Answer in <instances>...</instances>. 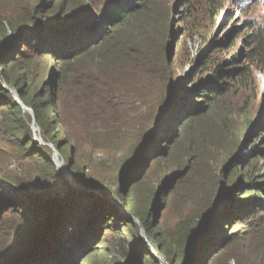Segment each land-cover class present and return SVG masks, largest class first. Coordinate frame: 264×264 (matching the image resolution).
Instances as JSON below:
<instances>
[{
  "label": "trees",
  "instance_id": "obj_1",
  "mask_svg": "<svg viewBox=\"0 0 264 264\" xmlns=\"http://www.w3.org/2000/svg\"><path fill=\"white\" fill-rule=\"evenodd\" d=\"M222 1L181 2L186 11L182 21L189 28H185L182 34L198 32L206 26L224 33L227 22L233 24L221 40L198 36L203 46L195 61L197 65L185 77L176 76L169 62L173 56L172 34L169 33L170 40L167 39L165 44V34L161 36V27L166 25L169 28L171 13L169 9L159 7L155 0H116L114 4L117 5L108 6L110 15L98 22L96 30L88 27L93 23L90 20L83 25L86 18L81 19L82 13L87 9L84 1L77 7L81 15L76 24L68 15L71 9L69 0L61 3L59 0H0V139L5 146L19 151L23 159L29 158L39 164L40 172L27 175V178L51 182L61 179L51 158H46L47 153L43 154L35 143L32 115L16 103L13 91L32 110L41 130L50 139H55L53 143L60 147L61 137H54L56 127L53 125L58 114L57 102L63 99L68 89L88 88L98 97L101 110L98 117H83L91 120L89 127L98 131L122 128L125 124L138 128L139 134L129 148V158L119 172V177H124L133 167L131 177L126 179L130 189L126 198L119 194L116 198L125 200L127 214L141 221L148 241L155 245L158 254L168 264H218L226 247L234 241L224 240L229 238L227 226L233 228L252 219L256 211L254 205L240 197L234 186L223 184L225 176L221 174L226 170L225 166L240 170L244 166L249 182L264 178L259 166L264 160V149L250 155L249 159L256 167L248 169L243 160L247 155L244 149L247 144L246 140L242 141L244 126L248 128L258 119L255 117L251 121L255 109L252 96L258 95L257 78L252 67L258 65L260 72H264V27H258L251 37L250 59L230 56L238 29L235 18H226L222 25H216L219 16L223 19L219 10ZM260 1L245 0L246 4ZM205 21L208 23L204 24ZM41 30L44 31L39 33ZM156 30L158 32L154 33ZM116 99L122 104L130 103L136 110L126 111L113 103ZM113 111L115 115L109 116ZM242 142L246 144L244 147ZM71 147L69 144L66 149ZM142 153L155 163L152 169L148 167L147 158L135 162ZM164 160H169L167 167L160 170L164 177L159 183L166 180L164 191L170 179L172 183L176 180L179 183L171 193L179 187L189 192L197 190L196 193L207 185L211 187L198 215L175 225L174 232L179 233L176 248L167 241L163 220L161 226L156 225L159 208L153 209L149 201L144 203L138 196L143 179L154 178L158 171L156 166ZM140 166L144 172L139 170ZM147 168L149 173L145 171ZM73 174L83 182L80 171H73ZM7 181L0 176V264H30L31 256L51 247L49 242L44 246L45 242L64 227L68 215L78 212L85 201H93L95 197L89 196V191L85 190L87 192L71 198L77 189L66 184L64 193L68 196L64 204L63 192L32 191L26 186L25 178L18 183ZM220 183L221 202L224 198L233 201L231 208L223 212L220 211L222 203L217 202ZM254 183H249L248 187ZM259 186L258 182L245 193L264 195V187ZM149 191L153 195L154 191ZM95 202L99 211L97 224L106 221L108 233L118 236L129 246L128 252L124 253L125 259L128 258L125 264H160L149 243L142 238L136 221L126 219L112 201L96 199ZM248 205L251 206L248 208ZM258 210L264 211V207ZM46 227L48 237L33 233L35 228ZM248 228L244 240L261 237V244H264V220L252 221ZM219 231L225 233L223 241L217 235ZM127 235L131 240L126 239ZM9 241L18 243L13 246ZM99 251L95 250L96 257H99ZM26 259H29L27 263ZM233 259L236 264H264V246L255 249L253 256ZM32 264H39V258Z\"/></svg>",
  "mask_w": 264,
  "mask_h": 264
},
{
  "label": "rangeland",
  "instance_id": "obj_2",
  "mask_svg": "<svg viewBox=\"0 0 264 264\" xmlns=\"http://www.w3.org/2000/svg\"><path fill=\"white\" fill-rule=\"evenodd\" d=\"M48 1L50 2L51 0ZM63 1L65 0H59V3ZM82 1L86 4L87 9H85V12L82 13L83 16L81 19L86 18L83 25L87 24L88 20L93 22L90 26H88L91 27V30H96V26L104 20L103 17L107 14L110 15V8L117 5L114 4L116 0H69L71 9L70 12H68V15L69 18H73L71 21L73 23L77 24L80 20L81 14H79L77 7L82 3ZM182 1L183 0H155V3L163 9H169L171 13L169 28L164 25L162 27L166 29L164 30L161 27L162 31L160 28L159 30L161 31V36L162 34H165L166 40L164 44L167 39L170 40L169 33L172 34L173 56L170 64L172 65L176 76L187 77L197 65L196 62L198 55L203 46L198 36L204 35L206 36L205 39L213 37L221 40L230 31L233 24L227 22L226 32L224 33L222 31L216 32V29L211 30L210 27L206 26L204 29H199L198 32H195L194 30L196 34L192 31L182 34L185 28L189 29L182 21L183 14L186 12L185 9H182ZM72 4L74 7H72ZM109 5L110 8H108ZM219 10L223 14V19L219 16V18L216 19V25L219 23L222 25L226 18H235L234 23L238 29V37L234 46L231 48L232 54L230 56L246 57L247 59H250L251 37L254 35V32L257 31L258 27H264V0H261L258 3L255 2L250 4H246L245 0H223L220 3ZM212 17L213 15L209 16V22H211ZM96 18L98 19L97 21ZM205 23H208V21H205L204 24ZM59 25L57 24L56 26ZM253 25L255 26L252 28ZM43 31L44 30H41L39 33ZM157 32L158 31L156 30L154 33ZM232 39H235V35L230 38L229 43ZM179 41L181 42L177 45ZM44 60L46 61V59ZM252 70L257 78L258 95L252 96L255 100L253 102L252 99L251 103L254 105L255 109L254 113L251 114L253 116L251 117V121H253V118L255 117H258V119L254 125L248 126V128L244 126L242 131V141L246 140L247 144V147L244 148L247 150V155L244 156L245 159L243 160L245 161V167L248 169L256 167V164L249 159L250 155L258 149H264V72H260V66L258 65H253ZM14 93H16L19 97V94L13 91L14 97H16ZM250 93V90H248L247 94L250 95ZM62 98L63 99L57 102L56 108L58 114L56 121L53 123V125H55L54 127H56L54 137H61L60 141L62 145L60 147H58L56 143H53L55 139L47 137L37 124V131L33 130V125L36 123L35 117L31 125L35 143L41 149L43 154L47 153L49 155L48 156L46 154L45 157L51 158L52 162L56 159V157H59L58 162L61 161L64 165L63 166L60 163L63 168H57L55 165L61 179L51 182L46 180H37L35 177H32V179L27 178V175H33L34 173L40 172V169L37 168L39 164H37V162H33L29 158L23 159L19 151L13 147L5 146L3 141L0 139V176L9 180L7 182L18 183L25 178L26 186L30 190L39 193L46 192L49 194H59L60 192H63L62 197H64V200L68 196L67 193H64V189L67 186L66 184H70V182L95 190H88L89 196H95L93 201H85L83 203L84 207H82L78 212L68 215L67 222L64 227L58 231V234L51 235V240L48 238L45 242L44 246L49 242V246L51 247L46 251L41 249L40 254H35L33 257L31 256L30 264H32L37 258H39V264H82L84 262L85 264H125L128 258L125 259L124 253L128 252L129 246L124 244L118 236H115L113 233H108L109 227L106 221L103 222L101 220V223L97 224L96 218L99 211L97 210V204L95 201L96 199L101 201H112L116 208L123 213L126 219L131 218L137 222L141 230V236L144 239L142 235V230H144V228L141 221L137 218L134 219L130 214H127L125 209L127 207V203L124 206L125 200L121 201L116 198L117 194L120 196L123 195L126 198L130 189V187H127L126 179L128 176L131 177L133 167L130 169V174H126L124 177L121 176L120 178L119 172L124 162L129 158V148L131 147L132 140L139 134L138 128H132L131 125L128 126L125 124L122 128L114 127L112 129L98 131L93 127H89L88 124L91 120H84L83 117H98L101 110H99V103L97 100L98 97L91 93L86 87H74L68 89L64 92ZM113 103H117L118 106L124 108L126 111L136 110L130 103H120L119 99L113 100ZM256 113H258L257 116ZM114 115L115 112L113 111L109 116ZM133 142H135V140H133ZM242 143V146L244 147L246 144H244V142ZM69 144H72V147L67 150L66 148L69 147ZM131 158L133 159V157ZM142 158L145 159L147 156L142 153L136 158L135 162L140 161ZM147 161L148 167L152 169L155 163H153L149 157L147 158ZM149 161L151 162L149 163ZM168 162L169 160H164L160 162V165L156 166L158 171L155 173L154 178L147 177L143 179V184L139 187L138 196L140 201L144 203L149 201V205L152 204L153 209H156V207L159 208L157 215L158 221L157 219L155 221L156 225L161 226L163 220L164 225L166 226L167 241L173 246V248H176L179 233L174 232L175 225L180 221L195 218L198 215L205 195L211 190V187L207 185L200 188L197 193V190L189 192L188 189L179 187L174 193H171V190L179 183H177L176 180V182L174 181L175 184L173 186L172 184L174 182L172 183L173 180L170 179L167 180L169 185L164 191L166 178L163 179V181L165 180L164 182L159 183V180L164 177V174H162L163 172H160V170L166 168ZM66 166L69 168V173L72 174L71 178H67L68 173L62 171L67 169ZM259 166L260 170H263L262 176L264 177V160L259 162ZM225 167H227L226 170H223L224 172L221 174L225 176L224 181H222L223 184L234 186L239 192L240 197L246 198V201H250L251 205H254V210L256 209L252 219H250V222L248 221L249 224L246 221L233 228H231L230 225L226 228L229 238L224 240L228 242L230 239H234V241L230 244V246L226 247L225 253L223 257L219 259L218 264H225V262L226 264H236V261L233 259L234 257L253 256L255 249H258L260 246H264V244H261V237H257V240H253L252 238H247V241L244 240L249 231L248 225H250L252 221L260 222L264 220V211L258 210L261 206L264 207V195L254 196L246 194L245 190L254 188L258 182L261 184V186H259L260 188L264 187V178H255L253 181L249 182L245 176L246 168L244 169V166L241 170L239 168L236 169L233 166ZM150 169L147 168L145 171L149 173ZM139 170L143 171V167L140 166ZM73 171H80L82 173L84 178L83 182H79V179L74 176ZM252 182H255V185L248 187V184H252ZM219 188L220 190L217 202H221L220 199L223 194L221 183L219 184ZM150 189L154 191V198L149 191ZM85 190L87 189H77L74 191L75 193L73 194V197L71 196V198L81 195L82 192H87ZM29 199L33 200L32 198ZM231 202H233L231 198H224V201L221 202L223 206L220 208V211L223 212L225 209L227 211L231 208ZM65 203H67L66 200L64 204ZM251 205H248V208ZM217 210L218 209H216V211ZM46 228L47 229L35 228L36 230H34L33 233L39 235L42 234V237L47 235L48 237L49 231L48 227ZM205 228L206 227H204L203 230H205ZM221 231H219L217 235H219V237L222 238L221 241H223V237L225 238L226 236L225 233ZM91 235L94 236L91 237ZM33 236L35 237L34 234ZM237 237L239 239H236ZM28 239L29 237H26V241ZM126 239L131 240L128 235ZM144 240L149 243L155 259L160 264H168V262L158 254V250L155 245L151 244L148 239ZM244 242L247 243L245 244ZM8 243L9 245L12 244L15 246L18 242L9 241ZM255 245L257 246L254 247ZM223 246L225 248L224 244ZM95 250H100L99 252L101 253H99V257L95 256ZM28 261L29 259H26V263Z\"/></svg>",
  "mask_w": 264,
  "mask_h": 264
},
{
  "label": "water",
  "instance_id": "obj_3",
  "mask_svg": "<svg viewBox=\"0 0 264 264\" xmlns=\"http://www.w3.org/2000/svg\"><path fill=\"white\" fill-rule=\"evenodd\" d=\"M169 62H170V60H169ZM15 94V100H16V103L17 104H19L25 111H28L32 116H33V120H34V115H33V112H32V110L31 109H28L22 102H21V100H20V98L16 95V93H14ZM33 130L34 131H37V126H36V123H34V125H33ZM53 162H54V164L57 166V168L58 167H60L59 166V164H58V162H57V157H56V159H54L53 160ZM63 171V170H62ZM66 173H68V177L67 178H71V173H69V168H68V166H67V171H65ZM70 184L73 186V188H76V189H87V190H90V191H95V190H93V189H91V188H86V187H84V186H80L79 184L77 185V184H75V183H72V182H70ZM124 206H125V204H124ZM123 206V207H124ZM142 235H143V237H144V239H147L146 238V235H145V233H144V230H142ZM40 244H42L41 242H40Z\"/></svg>",
  "mask_w": 264,
  "mask_h": 264
},
{
  "label": "bare ground",
  "instance_id": "obj_4",
  "mask_svg": "<svg viewBox=\"0 0 264 264\" xmlns=\"http://www.w3.org/2000/svg\"><path fill=\"white\" fill-rule=\"evenodd\" d=\"M58 159H59V157H57V162H58ZM60 163H61V161H60V162H58V164H59L60 168H63V166H64V165L61 163V164L63 165V166H62ZM66 168H67V166H66ZM63 171H67V169H66V170H63Z\"/></svg>",
  "mask_w": 264,
  "mask_h": 264
}]
</instances>
